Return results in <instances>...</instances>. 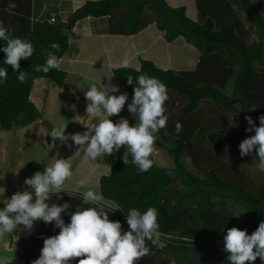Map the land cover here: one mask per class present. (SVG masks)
<instances>
[{
    "label": "trees",
    "instance_id": "trees-1",
    "mask_svg": "<svg viewBox=\"0 0 264 264\" xmlns=\"http://www.w3.org/2000/svg\"><path fill=\"white\" fill-rule=\"evenodd\" d=\"M259 1L264 5V0ZM14 2L17 7L9 14L5 11L9 0H0V21L11 28L14 36L30 40L36 51L28 60H21V67L16 70L17 74L26 71L27 79L23 84L18 82L11 66L3 63L5 53L0 52V66L9 70L7 81L0 85V130L18 131L42 118L41 111L31 100L36 80L44 78L59 87L69 86L63 71L52 69L47 74L37 73L32 65L45 63L48 51L62 57L69 50V36L75 23L89 17L108 18L107 31L122 36L134 35L148 24H154L167 42L181 37L197 50L199 61L192 72L162 70L141 60L137 70L116 68L112 73L131 97L135 84L129 85L128 77L131 76L134 83L141 74L157 78L166 85L167 91L182 100L181 117L193 114L202 102L222 113L240 111L244 119L236 128L215 127L204 132L213 152L235 147L254 134L245 132L246 116H251L259 125L258 117L264 114V15L251 0H196L200 17L204 18L201 22L192 21L186 16L184 7H171L166 0H87L64 23L57 18L52 22H31V0ZM230 6L249 21L255 42L247 44L243 30L239 31L237 23L228 19ZM217 17L221 27L214 30ZM53 42L59 43V51L50 47ZM3 46L0 42V47ZM194 128V123L188 124L184 132L171 140L162 135V129L159 131L155 148L165 150L174 160V167H159L153 163L147 173H139L131 163V156L125 165L123 154H120L108 174L98 180L99 190L106 200L123 208L115 211L106 207V210L115 211L109 213V219L119 220L125 230L128 208L136 207L141 212L148 207L158 210L160 231L167 247L162 250L152 247L150 254L138 264H170L172 259L176 264H227L228 253L223 251V235L227 229L238 227L251 234L264 220V185L253 192L237 180L219 176L213 169L200 175L184 166L182 155ZM150 158L153 159V155ZM175 185H180L182 191H172ZM60 195L61 199L53 197L52 202H69L72 205L69 211H75L81 204L80 195ZM216 204H229L238 209V214L225 215L216 209ZM62 215L65 222H69V215ZM58 232L59 229L52 225L39 222L32 233L43 240L42 237ZM14 234L24 263L31 264L40 253L33 251L32 240L27 238L29 233L17 231ZM253 264H261L260 259Z\"/></svg>",
    "mask_w": 264,
    "mask_h": 264
},
{
    "label": "clouds",
    "instance_id": "clouds-1",
    "mask_svg": "<svg viewBox=\"0 0 264 264\" xmlns=\"http://www.w3.org/2000/svg\"><path fill=\"white\" fill-rule=\"evenodd\" d=\"M16 7L14 0H9L5 11L13 14ZM0 42L4 45L0 47V52L5 53L3 63L11 66L14 73L20 69V61L28 60L36 51L30 40L14 36L11 28L2 21ZM50 47L60 50L57 42L51 43ZM62 59L48 51L45 63L33 64L32 68L37 73L47 74L52 69L59 70ZM128 66L129 61L124 59L121 67ZM8 73V68L0 66V85L5 84ZM16 78L23 84L27 79L26 71L16 73ZM101 81L99 86L91 83L83 91L87 118L85 130L66 132L68 123L53 127L47 134L51 143H46V150L50 153L55 149L59 153L60 147L67 146L75 149L71 156L97 163L98 159L103 161L106 155H112L124 146L121 157L124 164L129 163L131 156V163L137 171L147 173L154 163L150 157L154 153L158 133L167 126V87L157 78L146 74L137 76L135 83L131 76L127 78L129 85L135 84L131 102L127 104L128 112L135 119V123L130 125L128 118L119 117L129 100L128 94L120 93L119 86L112 84L111 80L107 85ZM80 88L78 85L76 89ZM75 107L71 105L73 111ZM112 116L119 118L113 122L110 119ZM246 120L248 127L245 132L254 134L240 142L239 154L243 158L253 155L255 150L253 158L256 167L264 172V114L258 117L259 125L251 116H246ZM175 130L177 134L182 131L179 121ZM57 153L52 156L55 159L50 166L45 165L43 171H36L25 178L22 191L5 198V188L0 187V204H3L0 207V236L12 235L17 231L31 233L39 222L59 229L55 235L42 237L40 255L31 264H138L141 258L150 254L152 247L161 250L167 247L166 239H162L164 234L160 231L155 207H148L143 212L136 207L128 208L125 215L128 228L125 230L119 220L109 219V213L123 208L112 204L115 211L106 210L109 202L99 190V183L92 188L88 187L89 181L86 179L76 182L77 187L84 190L81 192V204L75 211H69L72 205L67 201L60 204L52 202L53 197L61 199L62 192L70 196L66 192V182L74 175L71 156L65 159L57 156ZM62 214L69 215V222H65ZM223 245V251L228 253L227 264H253L257 258L264 264V220L251 234L247 229L238 227L227 229L223 235ZM170 264H176L175 259Z\"/></svg>",
    "mask_w": 264,
    "mask_h": 264
},
{
    "label": "rangeland",
    "instance_id": "rangeland-1",
    "mask_svg": "<svg viewBox=\"0 0 264 264\" xmlns=\"http://www.w3.org/2000/svg\"><path fill=\"white\" fill-rule=\"evenodd\" d=\"M251 1L264 15L263 3L259 0ZM166 2L171 7H184L186 16L192 21L201 22L204 20V18L200 17V13L197 10L196 0H166ZM223 10L225 9L223 8ZM228 16L229 20H233L237 23L239 31L243 30V37L247 44L256 41L254 30L250 28L249 21L243 15L239 14L234 7L230 6ZM220 23L218 17L214 19V30H218L221 27ZM188 59V67L192 68H186V70L182 72H192L196 69L195 66H192L195 61L194 58L189 56ZM196 60V63H198V56ZM84 81L86 82V80ZM46 82L50 84L53 83L49 82V80ZM67 83L69 85V96L74 98V91L82 97L83 100V91L87 90L82 84L84 82ZM78 85L81 86L80 90L76 89ZM38 86L39 84H34L31 93L37 92ZM50 86L54 85L52 84ZM57 86L54 87L58 88L59 86ZM229 89L230 90H227L228 93L231 91V87H229ZM50 91L51 99L44 102L45 106L39 104L38 101L36 102L42 113V118L40 120L18 131L0 130V187L5 188V198L10 197L16 191H22V186L24 185L26 177H31L36 171H43L45 165L50 166L51 163L54 162L55 158L52 156L56 155L57 150L54 149L50 153L46 150V143H51V138L48 137L47 134L53 127L61 123H68L66 132L75 133L85 130L84 125L87 123V118L75 121V115L77 113L71 112V108L65 109L63 107L64 100L70 97L67 98L56 90ZM167 92L168 100L165 102L167 109L165 114L168 116V121L166 129H162L161 131L162 135L168 140H171L181 134H177L175 130L178 121L182 124L181 132L187 129L188 124H195V128L187 139V150L182 155L181 162L183 161L184 166L188 170L200 175L213 169L223 178L237 180L245 184L253 192L259 191L264 185V172L259 171L256 167V160L253 158L255 155L254 151L253 155H247L242 158L239 154L237 145L215 153L205 140L204 134L215 127L229 130L236 128L244 119L240 111L222 113L216 107L202 102L199 103L198 109L193 114L181 117L179 115V110L182 106V100L176 97L174 93ZM37 93L40 95L41 91ZM44 93L46 92L44 91ZM45 95L46 94H44V96ZM32 98L34 99V95ZM119 117L128 118L129 122L131 121L130 125L135 123V119L127 110V104H125ZM119 117L112 116L110 119L115 122ZM74 150V148L69 149L67 146H62L59 148L57 156L60 155L67 159L73 155ZM124 151L125 147L122 146L118 152L112 155H106L103 161L98 159L97 163L87 162L80 157L71 156L70 161L72 163L74 175L70 181L66 182V192L68 194L81 196V192L84 189H79L76 183L81 179L88 180V187L94 188L99 178L108 174L109 167L114 163L117 155L124 154ZM153 159L154 163L159 167H174V160L169 157L163 149L155 148ZM172 191L180 192L182 191V187L180 185H175ZM111 205L112 203L109 202L106 207L112 208ZM0 207H3V204H0ZM216 209L229 216H236L238 214V209L231 207L229 204H224L223 206L216 204ZM27 238L32 240L30 245L34 248L33 251L40 253L43 240L37 238L32 232L27 235ZM0 264H25L15 234L0 236Z\"/></svg>",
    "mask_w": 264,
    "mask_h": 264
},
{
    "label": "crops",
    "instance_id": "crops-1",
    "mask_svg": "<svg viewBox=\"0 0 264 264\" xmlns=\"http://www.w3.org/2000/svg\"><path fill=\"white\" fill-rule=\"evenodd\" d=\"M85 1L87 0H31V22L50 20L54 15L55 19L64 23ZM107 22L108 18L106 17L98 19L89 17L75 23L71 31L72 34L69 36V50L62 56V64L59 69L67 74L66 82L83 81L82 84L87 88L91 83H97L99 86V82L102 80V84L107 85L111 80L112 84L119 86L120 93L128 94L129 100L126 101L128 104L132 99L130 93L114 78L112 73L116 68H125L121 67V62L124 59L129 61V66L126 68L135 70L139 69L140 61L145 60L162 70L182 72L186 68H192L188 67L189 56L195 60H193L192 66H197L196 58L198 56L199 59V53L181 37L167 42L164 34L158 31L154 24H148L134 35H115L107 31ZM46 81L47 79L41 78L34 83L39 84L37 92L41 91L42 95H38L37 92L31 93V100L39 110V105L36 102L45 106L44 102L51 99L50 90H56L63 96L70 97L63 102L65 109L71 108L73 104L76 106L75 111L71 108V112L77 113L75 121L86 119L84 97L85 102L73 91V98L69 96V86L58 87L53 82L52 84L58 87L55 88ZM43 93L46 95L44 96ZM120 93H116V95ZM33 95L35 100L32 98Z\"/></svg>",
    "mask_w": 264,
    "mask_h": 264
},
{
    "label": "built area",
    "instance_id": "built-area-1",
    "mask_svg": "<svg viewBox=\"0 0 264 264\" xmlns=\"http://www.w3.org/2000/svg\"><path fill=\"white\" fill-rule=\"evenodd\" d=\"M49 21H54V15L50 18V20Z\"/></svg>",
    "mask_w": 264,
    "mask_h": 264
}]
</instances>
